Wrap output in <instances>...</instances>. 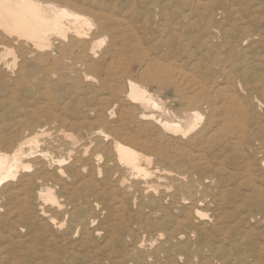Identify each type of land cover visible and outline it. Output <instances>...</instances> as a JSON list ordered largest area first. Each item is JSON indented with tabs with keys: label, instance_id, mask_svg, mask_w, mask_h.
<instances>
[{
	"label": "bare ground",
	"instance_id": "1",
	"mask_svg": "<svg viewBox=\"0 0 264 264\" xmlns=\"http://www.w3.org/2000/svg\"><path fill=\"white\" fill-rule=\"evenodd\" d=\"M243 1L0 0V264H264Z\"/></svg>",
	"mask_w": 264,
	"mask_h": 264
},
{
	"label": "rangeland",
	"instance_id": "2",
	"mask_svg": "<svg viewBox=\"0 0 264 264\" xmlns=\"http://www.w3.org/2000/svg\"><path fill=\"white\" fill-rule=\"evenodd\" d=\"M234 1V0H233ZM240 5L242 14L247 20L256 18L258 21H264V0H246ZM237 4V3H236ZM264 226V218H263Z\"/></svg>",
	"mask_w": 264,
	"mask_h": 264
}]
</instances>
